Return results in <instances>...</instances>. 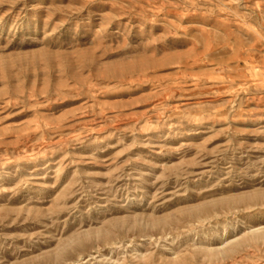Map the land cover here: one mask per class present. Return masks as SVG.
Returning a JSON list of instances; mask_svg holds the SVG:
<instances>
[{"label":"rangeland","instance_id":"rangeland-1","mask_svg":"<svg viewBox=\"0 0 264 264\" xmlns=\"http://www.w3.org/2000/svg\"><path fill=\"white\" fill-rule=\"evenodd\" d=\"M0 264H264V0H0Z\"/></svg>","mask_w":264,"mask_h":264}]
</instances>
